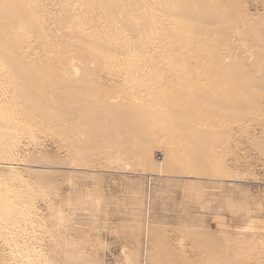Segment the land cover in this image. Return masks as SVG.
Returning a JSON list of instances; mask_svg holds the SVG:
<instances>
[{
	"label": "rangeland",
	"instance_id": "1",
	"mask_svg": "<svg viewBox=\"0 0 264 264\" xmlns=\"http://www.w3.org/2000/svg\"><path fill=\"white\" fill-rule=\"evenodd\" d=\"M26 1L5 0L1 68L50 69L53 88L30 108L1 85L2 101L27 110L16 128L0 120V196L30 207L23 233L1 232L0 264H264V0H202L179 30L172 12H156L161 0H145L148 47L73 35L71 3L29 0L15 12ZM159 28L180 38L162 47ZM148 124L186 139L173 167ZM13 240L36 259L13 260Z\"/></svg>",
	"mask_w": 264,
	"mask_h": 264
},
{
	"label": "bare ground",
	"instance_id": "2",
	"mask_svg": "<svg viewBox=\"0 0 264 264\" xmlns=\"http://www.w3.org/2000/svg\"><path fill=\"white\" fill-rule=\"evenodd\" d=\"M0 1H1L0 3L2 4L0 5V14L2 15V17H0V23H6L7 19L11 18L12 16V14L9 12L10 7L12 6H7L5 4V0H0ZM58 1L63 8L70 7L69 4L71 3L70 9L66 11L67 13L64 17V24L66 25V29L70 30V32L73 35L78 36L81 33H83V31H89L94 36H101V37L103 36V38H116V40H118V38L122 36L123 41L121 43L114 44L115 46L126 45L125 37H131L132 39H134L137 36V40L134 43L140 47L145 46L148 43V41L151 40V38H148L149 19L153 21L152 17H154L155 15L154 12H151V14H149L146 11L145 7H147V5L145 4L146 2L145 0H75V4L73 3L74 0H58ZM201 2L202 0H184V1L161 0L159 7L156 9V12L158 14H165L167 11H169L170 13L172 12L171 14L175 17V23L172 26V29L179 30L183 23L189 22V20H191L193 16H195L198 12H200V10L203 7L205 8L206 4L202 3L204 5L203 6ZM25 5L27 6L22 8L18 4L17 5L15 4L16 7H13V9L15 10V12L19 13L20 11L28 8V6L32 4L31 2L29 3V0H27L25 2ZM212 16L213 15L209 17L211 20L213 19ZM40 27L42 29L43 24H41ZM15 29L18 32L21 30V27L17 22L15 24ZM37 29H39L38 26ZM7 31H8L7 27L4 28L2 27L0 34L4 36L6 35L5 32ZM159 31L160 32L158 35H160L159 39H162L160 41L162 47L164 46L172 47L174 45L173 34L178 36V38H180L179 31L178 33L172 32V35H167L165 28H159ZM199 35L202 36V34ZM82 43L85 44V38H83ZM93 43L94 45H99L98 42H93ZM199 43L200 41L198 40L196 44ZM200 44L214 46L216 42L212 40L211 41L206 40V41H202ZM148 46L149 45H146V47ZM4 52L5 50L0 51V94L4 90L1 85L3 84L4 80H6L7 86H13V87L17 86L18 93L21 97V103L22 101L23 102L25 101V103L28 101L29 107L30 105L34 106V108L35 106L37 108L41 107L44 102L42 101L41 96L44 94V92L46 93L47 91L52 90L51 88H53L51 86L52 85L51 70L47 69L44 72L45 76L41 72L35 73L34 71L24 72V73L20 71H13L9 73L6 71L4 72L3 69L1 68L3 67L6 61V58L3 56ZM15 59L17 62H23V59H27V56L21 53H16ZM211 76L213 77V74ZM211 76L210 77L206 76V77L211 79L212 78ZM224 100L225 102L228 101L226 98H224ZM10 101L8 100L7 102H5L0 99V120L6 126L11 128L12 127L16 128L18 125V121H17L18 113L21 110H27V109L22 108L24 107L23 104L21 105L15 103L13 101V98H11ZM20 106L22 107L20 108ZM25 107L27 108L28 106ZM29 107L28 110L31 108ZM175 115H180L181 118L183 117L182 119L184 120L193 117L192 113L185 111L183 113L180 111H175L170 113L171 116L170 119L172 120L176 119L173 118ZM186 123L188 124L187 121ZM146 126H147L146 128H149L148 130L156 129L155 134H158L157 136L161 140L164 138L167 139L168 142L166 143L165 141L162 142L163 147L166 146L168 152L170 153V155L168 156L170 157V159L168 158V160L166 161L165 169H169L173 167L174 161L171 159L175 158V155L173 154L172 148L174 144H176V146L180 145L181 148H183L184 146L186 147L185 145L186 143L183 144L181 143L183 142V140L186 141V139L183 137H182L183 139H180L181 137L180 138L174 137L175 136L174 134L169 135L171 126L170 129L169 128L165 129L162 126L156 127V124L153 126H149L148 124ZM168 129L169 131L167 132ZM100 130L101 128L99 126H95L93 133L95 135L96 134L99 135ZM2 139H4V136H0V140ZM196 141L198 143V140ZM178 142L179 144H177ZM198 145H201V143ZM10 146H12V144H10ZM188 146L189 145L187 143L186 148H188ZM7 147H9V142L7 144ZM142 149L143 151L141 155L142 157H145L148 154L147 148H142ZM185 162L187 163V161ZM160 168L162 169V166ZM55 190L58 191L57 188ZM29 207H30L29 202H27L23 197H18L15 201H11L6 197L2 198L0 196V234H2L1 232L5 233L6 230L8 232L5 235L9 237L8 239H12L13 237L11 235L12 231H15L14 234H16L19 230L22 231L23 233L25 230H22V227L19 228V226L21 221H27V217L29 215ZM14 242L15 240L12 241L13 246L15 245L18 246V243H14ZM17 246H15L14 248L12 247V251H11V258L13 260H16L17 263H19L18 258L19 259L25 258L28 263H32V261L36 259V257H33L34 252L32 250H29L26 247L18 248Z\"/></svg>",
	"mask_w": 264,
	"mask_h": 264
}]
</instances>
